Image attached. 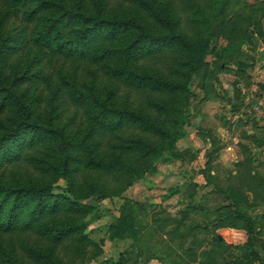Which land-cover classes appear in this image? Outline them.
<instances>
[{
  "label": "trees",
  "instance_id": "16d2710c",
  "mask_svg": "<svg viewBox=\"0 0 264 264\" xmlns=\"http://www.w3.org/2000/svg\"><path fill=\"white\" fill-rule=\"evenodd\" d=\"M231 3L0 0V264H77L102 252L87 217L123 197L166 154L184 157L177 143L195 112L191 84L209 76L208 57L237 63L245 77L242 44L258 54ZM252 23L264 42L263 26ZM253 138L264 145V131ZM244 176L254 199L264 197V175ZM223 194L211 224L244 237L231 264H264L263 228L249 213V196L241 186ZM137 212L124 199L110 237L136 241ZM187 216L166 231L171 238L189 237L180 230ZM151 218L158 231L170 223L159 211ZM196 243L187 248L194 259ZM213 251L202 252L201 264L217 263Z\"/></svg>",
  "mask_w": 264,
  "mask_h": 264
},
{
  "label": "rangeland",
  "instance_id": "374dc122",
  "mask_svg": "<svg viewBox=\"0 0 264 264\" xmlns=\"http://www.w3.org/2000/svg\"><path fill=\"white\" fill-rule=\"evenodd\" d=\"M217 41L222 43L223 35ZM242 53L237 58L249 65L245 77L237 72V63L208 57L209 76L204 80L199 75L191 84L195 112L184 126L186 135L177 143L184 157L166 154L156 169L136 180L123 197L99 203L87 217V233L102 252L96 257L88 253L86 260L77 264H119L122 254L125 264H201L204 250H214L216 264H231L241 254L234 246L244 237L240 233L229 235L211 224L215 218L212 210L223 203V191L229 186H241L249 196V213L263 228L258 240L264 248V197L254 199L253 191L243 186L248 170L264 175V145L253 138L264 131V82L254 79L262 64H257L259 56L254 51L243 47ZM247 156L254 161L243 170L238 163ZM60 185L65 186V182ZM124 199L138 210L140 234L136 241L109 235V225L120 217ZM155 211L170 217V223L159 231L151 218ZM185 212L187 227L180 230L189 232V237L171 238L166 231L174 228ZM220 234L225 238L222 244L214 241ZM192 240H197L196 259L187 249Z\"/></svg>",
  "mask_w": 264,
  "mask_h": 264
},
{
  "label": "crops",
  "instance_id": "0c3cea01",
  "mask_svg": "<svg viewBox=\"0 0 264 264\" xmlns=\"http://www.w3.org/2000/svg\"><path fill=\"white\" fill-rule=\"evenodd\" d=\"M231 2L233 7V13L231 16L238 19L239 28L242 30L248 29L255 35L253 42L258 48L257 55L259 56L257 64H262V69L260 70V74H257L254 79L258 83L264 82V58L260 56V52L264 49V42L262 37L256 32V25L252 23L254 20L259 21L261 27L263 26L264 29V2L260 0H231ZM242 46L252 50V43L244 42Z\"/></svg>",
  "mask_w": 264,
  "mask_h": 264
},
{
  "label": "water",
  "instance_id": "95a60500",
  "mask_svg": "<svg viewBox=\"0 0 264 264\" xmlns=\"http://www.w3.org/2000/svg\"><path fill=\"white\" fill-rule=\"evenodd\" d=\"M260 56L264 58V49L260 52ZM87 203L90 205L93 204V199L89 200Z\"/></svg>",
  "mask_w": 264,
  "mask_h": 264
},
{
  "label": "built area",
  "instance_id": "2783aa9c",
  "mask_svg": "<svg viewBox=\"0 0 264 264\" xmlns=\"http://www.w3.org/2000/svg\"><path fill=\"white\" fill-rule=\"evenodd\" d=\"M260 1L264 2V0H260Z\"/></svg>",
  "mask_w": 264,
  "mask_h": 264
}]
</instances>
